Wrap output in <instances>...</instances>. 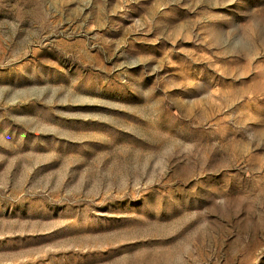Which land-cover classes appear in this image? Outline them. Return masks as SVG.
<instances>
[{
  "label": "rangeland",
  "instance_id": "obj_1",
  "mask_svg": "<svg viewBox=\"0 0 264 264\" xmlns=\"http://www.w3.org/2000/svg\"><path fill=\"white\" fill-rule=\"evenodd\" d=\"M0 264H264V0H0Z\"/></svg>",
  "mask_w": 264,
  "mask_h": 264
}]
</instances>
